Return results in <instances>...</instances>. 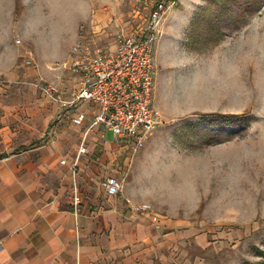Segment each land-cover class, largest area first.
<instances>
[{"label": "rangeland", "instance_id": "374dc122", "mask_svg": "<svg viewBox=\"0 0 264 264\" xmlns=\"http://www.w3.org/2000/svg\"><path fill=\"white\" fill-rule=\"evenodd\" d=\"M222 2L231 12L218 0H0V39L49 50L51 70L79 39L116 45L165 11L154 43L163 122L135 187L173 221L156 264H264V0Z\"/></svg>", "mask_w": 264, "mask_h": 264}, {"label": "crops", "instance_id": "0c3cea01", "mask_svg": "<svg viewBox=\"0 0 264 264\" xmlns=\"http://www.w3.org/2000/svg\"><path fill=\"white\" fill-rule=\"evenodd\" d=\"M53 59L39 46L0 39V264H156L161 232L173 221L135 189L147 178L152 148L137 154L101 126L88 133L94 105L82 107L88 119L77 125L76 113L31 87L43 77L71 97L81 77L49 69ZM112 178L125 185L117 196L106 191Z\"/></svg>", "mask_w": 264, "mask_h": 264}, {"label": "built area", "instance_id": "2783aa9c", "mask_svg": "<svg viewBox=\"0 0 264 264\" xmlns=\"http://www.w3.org/2000/svg\"><path fill=\"white\" fill-rule=\"evenodd\" d=\"M164 13L162 7L156 8L144 32L119 34L116 45L97 47L79 39L71 62L63 64V68L81 77L71 97H66L53 83L40 84L39 89L59 108L76 113L72 121L77 125L85 124L88 119L82 107L94 105L96 111L87 122L88 133L101 126L115 138L134 144L135 150L142 149L163 122L154 103L157 78L154 43L161 35ZM86 152L84 142L79 154ZM78 161L79 158L73 167L74 173ZM105 187L108 195L117 196L124 190V182L112 178ZM75 201L77 205L81 202L78 195Z\"/></svg>", "mask_w": 264, "mask_h": 264}, {"label": "trees", "instance_id": "16d2710c", "mask_svg": "<svg viewBox=\"0 0 264 264\" xmlns=\"http://www.w3.org/2000/svg\"><path fill=\"white\" fill-rule=\"evenodd\" d=\"M218 1L222 4V6L219 8V13H223L224 11H228V12L230 11L231 12V9L229 8V6H227L225 4V2H222V0H218ZM250 6L251 5H249V8H250ZM248 10H250V9H248Z\"/></svg>", "mask_w": 264, "mask_h": 264}]
</instances>
